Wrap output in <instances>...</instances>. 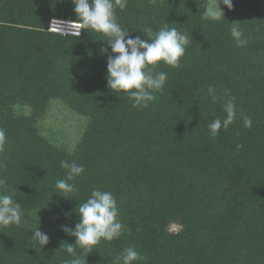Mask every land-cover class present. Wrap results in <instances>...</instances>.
Instances as JSON below:
<instances>
[{
	"label": "trees",
	"instance_id": "obj_1",
	"mask_svg": "<svg viewBox=\"0 0 264 264\" xmlns=\"http://www.w3.org/2000/svg\"><path fill=\"white\" fill-rule=\"evenodd\" d=\"M232 2V10L221 5L219 22L201 19L206 0L116 8L132 36L146 40L144 28L168 22L192 37L179 68L154 69L168 74L164 90L137 109L107 87L106 37L49 31L54 18L77 20L71 0H0V178L26 213L19 227L0 226V264L70 259L64 249L75 237L61 226H75V209L94 188L116 197L126 230L95 246L87 264H113L129 246L147 257L135 264H264V0ZM235 22L242 47L230 35ZM226 92L237 117L212 138L208 125L225 117ZM54 101L87 121L72 148L40 128ZM62 160L85 167L71 198L54 188L66 175ZM38 227L49 236L41 248L31 240Z\"/></svg>",
	"mask_w": 264,
	"mask_h": 264
},
{
	"label": "clouds",
	"instance_id": "obj_2",
	"mask_svg": "<svg viewBox=\"0 0 264 264\" xmlns=\"http://www.w3.org/2000/svg\"><path fill=\"white\" fill-rule=\"evenodd\" d=\"M73 11L77 17L75 22H64L54 19L51 26L55 30H62L66 35L79 37L81 29L91 30L107 38V49L102 51L107 54L106 81L107 87L114 93L124 94L131 102V106L137 109L148 108L157 100V93H162L168 74L163 71H154L161 63L171 68H179L181 58L184 56L186 46L192 37L185 32L169 27L166 22L157 31L152 27L143 29L147 39L140 36H132L128 29L122 28L118 23L116 8L123 10L126 0H71ZM233 9L232 0H206L201 19L205 21L219 22L225 19L224 8ZM230 35L237 47L247 44L244 33L237 22L230 24ZM140 33V32H139ZM102 40V39H101ZM208 94L215 100V90L208 87ZM223 103V119H213L208 125L209 135L215 138L219 130H227L237 117L235 97H231ZM245 128L252 127L249 116L240 113ZM6 142V133L0 128V151ZM237 149L243 147L238 144ZM60 166L66 169L63 179L55 182L56 193L71 198V194L78 191L75 183L77 177L82 175L85 167L76 162L61 161ZM8 188L6 179L0 178V226L19 227L25 217V210L14 199L15 190ZM78 221L74 227L62 225V231L71 237H75V243H66L65 252L70 259H65L63 264H87L86 257L101 241L111 242L118 239L126 230V226L119 217V208L116 197L110 192L94 188L86 201L75 209ZM32 242L41 248L49 243V236L39 227L32 230ZM77 248L80 252H77ZM87 254V255H85ZM147 257L138 252L134 246L124 248L114 258L113 264H135L146 261Z\"/></svg>",
	"mask_w": 264,
	"mask_h": 264
},
{
	"label": "rangeland",
	"instance_id": "obj_3",
	"mask_svg": "<svg viewBox=\"0 0 264 264\" xmlns=\"http://www.w3.org/2000/svg\"><path fill=\"white\" fill-rule=\"evenodd\" d=\"M20 111L28 112V109ZM39 124L46 137L58 139L72 148L81 138L87 121L69 111L61 102L54 101L47 117Z\"/></svg>",
	"mask_w": 264,
	"mask_h": 264
},
{
	"label": "built area",
	"instance_id": "obj_4",
	"mask_svg": "<svg viewBox=\"0 0 264 264\" xmlns=\"http://www.w3.org/2000/svg\"><path fill=\"white\" fill-rule=\"evenodd\" d=\"M56 20H60V21H64V22H75V21H72V20H67V19H62V18H54ZM52 19L51 22H50V25H49V31L52 32V33H57V34H62V35H66L62 30L58 31V30H55V26H51V23L52 21L54 20ZM82 30L81 29V33H82ZM70 35V34H69ZM81 35V34H80Z\"/></svg>",
	"mask_w": 264,
	"mask_h": 264
}]
</instances>
